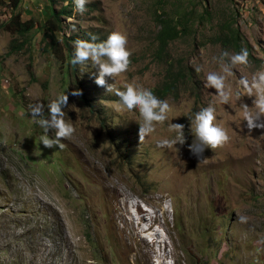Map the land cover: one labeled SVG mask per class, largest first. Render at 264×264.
<instances>
[{
  "label": "rangeland",
  "instance_id": "374dc122",
  "mask_svg": "<svg viewBox=\"0 0 264 264\" xmlns=\"http://www.w3.org/2000/svg\"><path fill=\"white\" fill-rule=\"evenodd\" d=\"M67 1L23 0L19 9L23 20L43 25L45 7L68 8L58 37L68 47L57 56L47 49L50 35L6 31L14 11L0 0V264H264V128L249 133L242 106L253 107L255 96L240 84L264 70V0H87L83 14ZM185 12L198 24L167 54L195 82L159 98L166 71L157 58V19ZM231 24L251 56L227 77L231 99L223 104L205 78L228 62L224 51L236 54L218 41ZM113 31L127 36L132 53L116 87L133 83L170 105L168 120L142 144L133 114L95 83L98 69L90 61L71 63V38L101 42ZM76 89L83 95H71ZM66 92L65 120L76 131L63 148L49 149L40 144L43 129L28 106ZM209 105L230 139L206 149L200 162L189 150L188 118ZM170 123L186 126L184 145L159 146L175 135ZM133 200L154 218L150 231L141 232ZM154 230L162 249L153 244Z\"/></svg>",
  "mask_w": 264,
  "mask_h": 264
},
{
  "label": "clouds",
  "instance_id": "9594fccd",
  "mask_svg": "<svg viewBox=\"0 0 264 264\" xmlns=\"http://www.w3.org/2000/svg\"><path fill=\"white\" fill-rule=\"evenodd\" d=\"M70 1H67L66 7L70 5ZM73 2L75 5L74 11L80 14L86 11L85 4L87 0H73ZM65 19L63 20V26ZM96 40L95 36H92L91 40H75L73 42L74 54L71 63L73 65H84L90 61L92 66L98 69L95 83L98 86L106 87L108 93L116 95L121 106L130 114H133L132 120L139 124V142L142 144L156 130L157 125L168 120L170 105L166 100L159 99L160 97L154 95L151 90L136 84L129 83L123 90L116 87L117 78L128 70L131 63L132 53L127 48L128 39L126 35L119 31H113L107 40L101 42H96ZM222 56L228 57V62L220 64V72H208L206 74L205 87L214 88L219 102L229 104L231 87L227 83V77L231 74L233 68L248 63V51L241 49L236 54L224 51ZM106 78H112L115 83L108 84ZM186 80L195 82L191 74L186 77ZM185 81H179L178 84L180 85ZM240 84L248 96H255L253 107L246 104L242 106L244 120L247 122L249 133H251L257 127L264 128V70L255 73L251 81L242 78ZM71 95L80 97L83 92L81 89H76ZM68 102L69 95L66 92L51 99L46 105L39 102L29 104L32 118L43 129V134L39 140L44 147L49 149L57 146L63 148L64 145L61 141L70 138L76 131L74 125L65 120L64 109L68 106ZM45 110H47V116H45ZM188 119L190 121V132L194 137L191 145H189V150L197 156L200 162L204 158L203 154L206 149H216L229 141L230 137L227 131L215 123V108L211 105L202 108ZM185 127L184 124L170 123L168 131L175 133V135L172 139L160 141L159 146L171 149L177 144L184 145L186 143ZM50 132L54 133V136L50 137Z\"/></svg>",
  "mask_w": 264,
  "mask_h": 264
},
{
  "label": "trees",
  "instance_id": "16d2710c",
  "mask_svg": "<svg viewBox=\"0 0 264 264\" xmlns=\"http://www.w3.org/2000/svg\"><path fill=\"white\" fill-rule=\"evenodd\" d=\"M54 1V0H53ZM23 0H8L9 7L14 11L11 18L4 25V29L10 33H14L20 38L29 36L33 31L42 32L44 35H50L51 44L47 45V49L50 52L62 56L67 49L66 38L59 37L60 33L64 32L63 20L64 16H68L70 12L68 8H64L59 12H56L52 6H47L43 9L45 16V22L43 25L34 21L35 18L23 20L21 11H19ZM207 15V14H206ZM206 15L201 18H206ZM157 21L161 26V30L158 34L156 41H158V62L164 66L166 71V80L161 89H158L156 93L160 98H165L169 95H177L179 93V81H185L188 73V67H184L182 63L180 66H176L174 60L167 54L170 44L174 40L182 39L183 37H189L193 32V28L198 24L197 17L194 13L185 12L180 15L171 16L169 14L161 15ZM37 26V27H36ZM227 29L221 31V38H218L220 44L235 53H239L241 49H246V41L243 38L242 32L234 27V24L226 26ZM45 30V32H43ZM29 34V35H28ZM58 34V36H57ZM75 41V38H71ZM83 40H89L84 38ZM18 47H13V50ZM248 56H251L250 51Z\"/></svg>",
  "mask_w": 264,
  "mask_h": 264
},
{
  "label": "bare ground",
  "instance_id": "6f19581e",
  "mask_svg": "<svg viewBox=\"0 0 264 264\" xmlns=\"http://www.w3.org/2000/svg\"><path fill=\"white\" fill-rule=\"evenodd\" d=\"M130 204H132V206L134 207V209L137 207L138 209H136L137 211V214H139L140 216L138 217V220L140 221V223L144 224L143 225V230H141V232H147V231H150V227L153 225V222H154V218H150L149 215L147 214H144V212L139 208L140 206L137 204L136 205V201H132ZM130 216L132 217L131 220H136V218L134 217L133 215V209L130 210ZM137 217V216H136ZM131 223V222H130ZM142 228V227H141ZM153 235V244L154 245H158V248L161 247L162 249V246H163V242L164 240L161 238L160 234H159V231L158 230H154V233L152 234ZM162 239V240H161ZM160 245V246H159ZM161 249H159V253H162ZM163 255H161L162 257Z\"/></svg>",
  "mask_w": 264,
  "mask_h": 264
}]
</instances>
